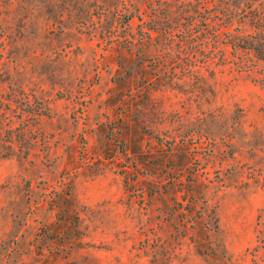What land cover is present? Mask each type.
<instances>
[{
  "label": "rangeland",
  "instance_id": "rangeland-1",
  "mask_svg": "<svg viewBox=\"0 0 264 264\" xmlns=\"http://www.w3.org/2000/svg\"><path fill=\"white\" fill-rule=\"evenodd\" d=\"M246 36L264 0H0V264H264Z\"/></svg>",
  "mask_w": 264,
  "mask_h": 264
},
{
  "label": "trees",
  "instance_id": "trees-1",
  "mask_svg": "<svg viewBox=\"0 0 264 264\" xmlns=\"http://www.w3.org/2000/svg\"><path fill=\"white\" fill-rule=\"evenodd\" d=\"M246 1V5L250 4L253 5L255 3H257L260 0H244ZM222 13V11H220ZM223 15L225 16V14L223 13ZM261 13H258V16H260ZM211 15L207 16V18H211ZM224 18V17H222ZM248 36H246L244 39H240L238 41H236V43H233V48L234 47H238L242 50H245L246 52H254L255 54H261L264 55V38L262 37L261 39L259 38L257 41H254L253 36H251L249 39L247 38Z\"/></svg>",
  "mask_w": 264,
  "mask_h": 264
}]
</instances>
